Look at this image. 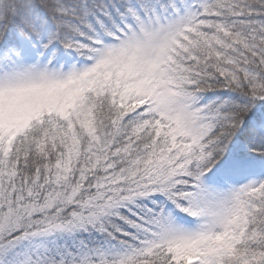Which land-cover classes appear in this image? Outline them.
<instances>
[{"label": "snow or ice", "instance_id": "snow-or-ice-1", "mask_svg": "<svg viewBox=\"0 0 264 264\" xmlns=\"http://www.w3.org/2000/svg\"><path fill=\"white\" fill-rule=\"evenodd\" d=\"M0 264H264V0H0Z\"/></svg>", "mask_w": 264, "mask_h": 264}]
</instances>
